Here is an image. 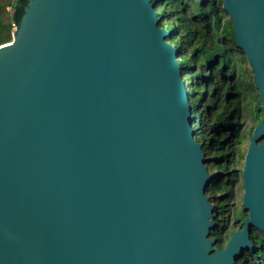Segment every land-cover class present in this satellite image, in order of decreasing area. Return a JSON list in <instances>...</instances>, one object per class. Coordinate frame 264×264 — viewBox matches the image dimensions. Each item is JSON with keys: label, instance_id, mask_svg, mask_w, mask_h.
Instances as JSON below:
<instances>
[{"label": "water", "instance_id": "obj_1", "mask_svg": "<svg viewBox=\"0 0 264 264\" xmlns=\"http://www.w3.org/2000/svg\"><path fill=\"white\" fill-rule=\"evenodd\" d=\"M263 117L224 247L177 52L149 0H28L0 45V264H237L264 235V0H221Z\"/></svg>", "mask_w": 264, "mask_h": 264}, {"label": "trees", "instance_id": "obj_2", "mask_svg": "<svg viewBox=\"0 0 264 264\" xmlns=\"http://www.w3.org/2000/svg\"><path fill=\"white\" fill-rule=\"evenodd\" d=\"M28 0H0V45L11 40V22L18 24ZM191 10L185 12V0H149L156 10L157 26L169 31L166 42H173L177 52L179 68L188 93L191 114L195 121L191 127L194 138L201 142L206 164L218 177L211 183L207 196L214 205L215 227L211 235L217 238L216 246L222 248L226 208L234 182L229 167L231 155L239 153L243 141L241 117L242 101L246 104L254 126L263 117V110L252 78L242 80L241 70L246 59L236 47L231 20L224 17L221 0H189ZM197 18L200 24L192 22ZM164 21V23H162ZM163 26V27H162ZM246 70V69H245ZM236 71H239L236 75ZM185 77V79L183 78ZM216 77L220 84L212 80ZM212 82V83H211ZM210 85V93L209 92ZM191 86V88H189ZM222 91L217 96L218 91ZM250 90V91H249ZM219 97V98H218ZM251 134V130H247ZM247 213L240 210L235 220L241 221ZM241 228V223L239 225ZM237 229H231L230 235ZM252 242L256 251H245V258L237 264H264V237L259 231H252Z\"/></svg>", "mask_w": 264, "mask_h": 264}, {"label": "rangeland", "instance_id": "obj_3", "mask_svg": "<svg viewBox=\"0 0 264 264\" xmlns=\"http://www.w3.org/2000/svg\"><path fill=\"white\" fill-rule=\"evenodd\" d=\"M187 6H185V12L188 14L189 11L191 10V5L189 0H185ZM155 10V9H154ZM155 13L158 14L155 10ZM190 15L188 14V17ZM224 17H228L227 13H224ZM192 22L198 23V25L201 23L200 20H198L197 18L195 19H191ZM164 23V21L162 22ZM163 27V26H162ZM164 28V27H163ZM169 35V34H168ZM167 35V36H168ZM166 36V37H167ZM165 37V39H166ZM247 62V61H246ZM246 69V70H245ZM239 71L241 72L242 75V80L244 81L245 79H248L247 77H251V70L250 67L248 66V64L246 65V63L243 64L242 69ZM239 71H236V75ZM183 78L185 79V77L183 76ZM213 81L215 80L217 84H220L218 79L216 77H213L212 79ZM212 83V82H211ZM191 88V86L189 87ZM210 85H209V92H207V94L210 93ZM256 90V89H255ZM250 91V90H249ZM221 90L217 92V96L219 94H221ZM258 93V92H257ZM219 98V97H218ZM249 102V98H245L244 101H242V109H241V117H243L244 119V123H243V141L240 144V148H239V153L236 154L235 152L231 155V161L229 163V167L230 168H234L235 172L232 173V178H234V182L233 184H231V192H230V199L228 200L227 203V210H226V217H225V221H223V225H224V229L222 230V241L225 245L226 241L229 239L227 233L235 228V229H239V225L241 223V221H236L235 218V214L238 213L240 210H242V206H241V200H242V194H243V185H242V177H241V169L243 167V161H244V156L245 153L247 151L248 145H249V138L251 136V134H249L247 132V130H253L254 128V121L249 117L248 114V108H247V103ZM193 120L195 121V114H192ZM208 165L211 163H207ZM246 212V211H245ZM247 213V212H246ZM256 231V230H254ZM261 235L264 237V235L261 233ZM245 253L242 255V257L238 260L239 263L241 261V259L245 258ZM237 261V262H238Z\"/></svg>", "mask_w": 264, "mask_h": 264}, {"label": "built area", "instance_id": "obj_4", "mask_svg": "<svg viewBox=\"0 0 264 264\" xmlns=\"http://www.w3.org/2000/svg\"><path fill=\"white\" fill-rule=\"evenodd\" d=\"M17 24H15L14 22H11V27H12V31L16 28Z\"/></svg>", "mask_w": 264, "mask_h": 264}]
</instances>
